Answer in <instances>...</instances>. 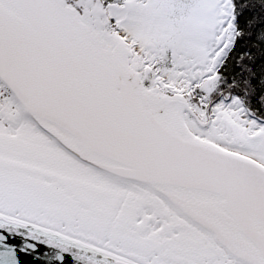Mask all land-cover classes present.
<instances>
[{
	"label": "snow or ice",
	"instance_id": "6c2138e0",
	"mask_svg": "<svg viewBox=\"0 0 264 264\" xmlns=\"http://www.w3.org/2000/svg\"><path fill=\"white\" fill-rule=\"evenodd\" d=\"M0 264H264V0H0Z\"/></svg>",
	"mask_w": 264,
	"mask_h": 264
}]
</instances>
